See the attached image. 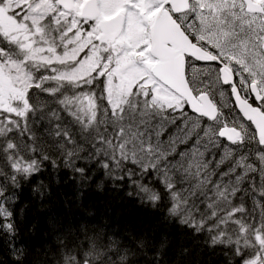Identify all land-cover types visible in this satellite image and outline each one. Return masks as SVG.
Segmentation results:
<instances>
[{
	"label": "snow or ice",
	"instance_id": "snow-or-ice-1",
	"mask_svg": "<svg viewBox=\"0 0 264 264\" xmlns=\"http://www.w3.org/2000/svg\"><path fill=\"white\" fill-rule=\"evenodd\" d=\"M0 264H264V0H0Z\"/></svg>",
	"mask_w": 264,
	"mask_h": 264
}]
</instances>
